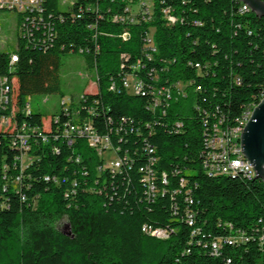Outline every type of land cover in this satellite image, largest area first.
Segmentation results:
<instances>
[{
  "label": "trees",
  "instance_id": "obj_1",
  "mask_svg": "<svg viewBox=\"0 0 264 264\" xmlns=\"http://www.w3.org/2000/svg\"><path fill=\"white\" fill-rule=\"evenodd\" d=\"M138 1L73 0L60 10L57 0H43L31 42L16 32L15 48L0 51V74L14 75L19 109L33 94L59 91L61 55L83 54L94 68L96 92L82 93L67 113L60 106L51 115L58 116L52 127L90 117L97 131L108 133L120 154L126 151L132 159L129 168L111 176L107 171L98 174L102 161L83 137L71 145L57 139L32 147L29 153L36 158L23 172L20 192L11 186L0 198V264H221L225 255L241 264L261 263L252 245L247 253L234 250L246 246V239H226L222 254L210 256L191 241L190 221L182 215L188 191L196 225L205 232L224 233L219 220L245 228L264 217L262 179L244 174L241 179L233 172L208 176L200 158L203 110L212 113L217 107L230 123L264 95V16L239 14L236 0H153L151 13L142 17L135 12ZM163 7L175 21L163 18ZM127 16H134L133 21ZM20 19L16 14V27ZM149 31L153 50L145 45ZM11 54L17 58L11 59L13 72L8 71ZM135 64L134 72L149 84L191 81L184 93L172 91L165 115L146 108L149 95L124 89L122 79ZM148 70H155V79L143 76ZM160 102H167V94H160ZM175 119L183 122L178 133L164 126ZM14 120L16 125L25 121L40 126L42 116L16 112ZM9 138L8 131H0V173L2 163L10 166L19 153L9 146ZM54 143L57 153L51 149ZM145 144L154 146L156 157L158 192L151 198H146L138 172L150 155ZM6 171L13 176L11 169ZM45 175L57 176L60 183L44 180ZM180 179L185 180L182 186ZM72 181L76 193L70 199L63 193ZM61 219L69 224V235L57 227ZM143 223L171 232L158 239L141 231Z\"/></svg>",
  "mask_w": 264,
  "mask_h": 264
},
{
  "label": "built area",
  "instance_id": "obj_2",
  "mask_svg": "<svg viewBox=\"0 0 264 264\" xmlns=\"http://www.w3.org/2000/svg\"><path fill=\"white\" fill-rule=\"evenodd\" d=\"M43 0H0V7H10L15 9V14H20L21 19L17 25V33L20 37L25 38L26 41L31 42L33 37V28L36 27V15L41 12V5ZM153 0H139L135 4V12L140 13L142 17L149 15L152 11ZM239 5V14H243L251 11L249 6L242 0H236ZM162 16L164 19L174 18L168 7L161 8ZM35 13V14H34ZM129 21H133L134 16H127ZM126 33H123V37ZM146 47H150L152 50V32L149 31L146 35ZM146 58L150 59L151 55L146 54ZM11 59H17L15 54H11L8 62V71L13 72L14 68L11 66ZM194 67L198 68L199 64L194 63ZM138 67L135 64L131 67V71L126 73L122 79V85L128 93H135L141 95H149L150 100L146 105V108L151 112L158 111L160 114L165 115V109L168 106L171 98L172 91L176 90L180 93H184L186 86L191 81H178L169 86L167 85H153L145 82L144 77H140L134 70ZM145 78L149 76L150 79H155V70H148ZM239 79L234 76L233 82L238 83ZM112 88V85L111 87ZM15 77L14 75H2L0 74V131H8L10 133L9 146L16 149L19 153L12 159L10 166L6 163L1 165L0 173V198L4 196V193L12 186V190L15 193L20 192L19 184L24 170L31 165L36 156L30 154L32 147L39 143L48 144L50 141L56 142L57 139H61L67 145L74 143L77 137H83L88 146L92 148L98 157L101 159L102 164L97 167L98 174L102 171H107L109 175L114 173H121L124 167L129 168L132 163V159L128 153L124 151L120 154L119 147L114 146L111 142L108 133H99L94 127L90 117L82 118L79 122H74L71 119L62 124L59 128H53L52 124L58 121V116L53 118L50 116L45 122L42 121L41 125L29 124L22 121L21 124L16 125L14 116L16 112L27 116L30 114V104L28 98L24 101L19 109L15 104ZM196 90L200 89V86H196ZM160 94H167V102H160ZM68 99L61 98L60 106L63 112L67 113L69 104ZM253 109V102L244 107V115H238L234 117L232 122H227L222 114L217 113V107L211 112H205L203 118V150L201 151V169L204 174L208 176L224 175L225 172H234V177L238 176L243 179V173L255 172L252 164L244 157L240 149V134L241 131L249 119ZM53 120V122H51ZM157 124L162 125L161 121H156ZM168 125V126H167ZM183 122L179 119H175L170 123L164 124L166 128L178 133L183 130ZM148 133L152 134L151 127L147 124ZM121 141V138L118 139ZM51 149L54 152H59L57 144H52ZM150 154L147 157V161L138 168L140 172V181L144 187V193L146 198H151L154 193H157L156 187V171L154 169V163L156 157L152 155L154 152V146L152 144H145L144 150ZM109 150L115 154V157L110 164H103L102 153ZM76 161L79 160L77 157ZM11 169L13 176L10 177L6 170ZM46 181H51L54 184H59L60 180L57 176L45 175L43 177ZM162 182L165 183V177L162 173ZM185 180L180 179V186L184 184ZM29 183L26 187H28ZM75 181H72V186L65 190L63 195L66 198H74L76 189ZM105 185H103L104 188ZM102 188V189H103ZM163 191V190H162ZM161 191V192H162ZM183 197V221H190V237L191 241L195 239V243L201 246L212 257H218L222 254L223 249L226 248V239H246V246L241 249H234L235 251L248 252L249 245H252L256 251L260 254L258 261L260 264H264V217H259L254 223H249L245 228L234 226L230 221H218L217 226L221 227L224 233L211 234L203 231L201 226L196 225V210L192 207V199L188 191ZM21 199H25V196L21 193ZM3 203L0 199V206ZM141 231L147 235L153 236L158 239H165L168 237L171 230L153 226L152 224L143 223L141 225ZM221 264H241L236 261L232 256L225 255L222 258Z\"/></svg>",
  "mask_w": 264,
  "mask_h": 264
},
{
  "label": "rangeland",
  "instance_id": "obj_3",
  "mask_svg": "<svg viewBox=\"0 0 264 264\" xmlns=\"http://www.w3.org/2000/svg\"><path fill=\"white\" fill-rule=\"evenodd\" d=\"M73 0H57L60 10H65ZM16 14L12 11L0 9V51H12L16 45ZM59 79V91L54 93H36L28 100L30 109L34 113H40L42 121L60 110L61 97L67 100V104L76 102L82 93L96 92V75L83 54L79 52H67L60 56V64L57 70ZM62 95V96H61ZM71 99V100H70ZM115 154L109 150L102 153L103 164L112 163ZM66 219H61L57 227L66 230Z\"/></svg>",
  "mask_w": 264,
  "mask_h": 264
},
{
  "label": "water",
  "instance_id": "obj_4",
  "mask_svg": "<svg viewBox=\"0 0 264 264\" xmlns=\"http://www.w3.org/2000/svg\"><path fill=\"white\" fill-rule=\"evenodd\" d=\"M258 16H264V0H242ZM240 149L244 157L252 164L255 178L264 181V96L252 109L251 115L240 134ZM65 235L70 234L66 222Z\"/></svg>",
  "mask_w": 264,
  "mask_h": 264
},
{
  "label": "bare ground",
  "instance_id": "obj_5",
  "mask_svg": "<svg viewBox=\"0 0 264 264\" xmlns=\"http://www.w3.org/2000/svg\"><path fill=\"white\" fill-rule=\"evenodd\" d=\"M7 8H10V7H7ZM238 11H239V9H238ZM12 60H14V59H12ZM263 96H264V95H263ZM263 96H262V97H263ZM259 101H260V100H259ZM259 101H258V102H259ZM258 102H257V103H258ZM255 106H256V105H254L253 108H254ZM243 115H244V113H243ZM225 173H230V172H225ZM233 173H234V172H233ZM243 174H244L245 176H252L253 178H255V172H249V173H243Z\"/></svg>",
  "mask_w": 264,
  "mask_h": 264
}]
</instances>
